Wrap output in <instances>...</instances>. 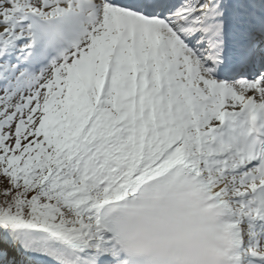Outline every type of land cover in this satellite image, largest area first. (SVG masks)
Segmentation results:
<instances>
[{
    "label": "snow or ice",
    "instance_id": "6c2138e0",
    "mask_svg": "<svg viewBox=\"0 0 264 264\" xmlns=\"http://www.w3.org/2000/svg\"><path fill=\"white\" fill-rule=\"evenodd\" d=\"M0 264H264V0H0Z\"/></svg>",
    "mask_w": 264,
    "mask_h": 264
}]
</instances>
